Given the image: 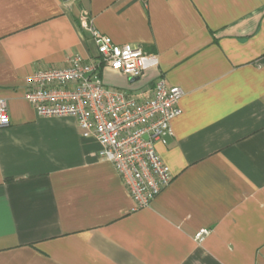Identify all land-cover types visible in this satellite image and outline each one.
Listing matches in <instances>:
<instances>
[{"label": "crops", "instance_id": "obj_1", "mask_svg": "<svg viewBox=\"0 0 264 264\" xmlns=\"http://www.w3.org/2000/svg\"><path fill=\"white\" fill-rule=\"evenodd\" d=\"M83 14L158 59L140 77L103 67L106 86L184 90L156 143L172 180L147 207L76 119L25 99L38 69L96 59ZM0 98V264H264V0H0Z\"/></svg>", "mask_w": 264, "mask_h": 264}, {"label": "built area", "instance_id": "obj_2", "mask_svg": "<svg viewBox=\"0 0 264 264\" xmlns=\"http://www.w3.org/2000/svg\"><path fill=\"white\" fill-rule=\"evenodd\" d=\"M80 26L93 39L96 59L71 54L62 67L38 69L27 78L25 99L40 117L76 119L83 137L100 143V157L114 164L136 207H147L172 180L156 143L165 144L172 135L171 122L182 112L184 90L159 79L151 94L139 100L106 86L103 67L140 77L158 64L157 56L140 46L114 43L87 14L80 17ZM10 123L8 103L0 98V127ZM208 233L209 229H201L196 241Z\"/></svg>", "mask_w": 264, "mask_h": 264}]
</instances>
